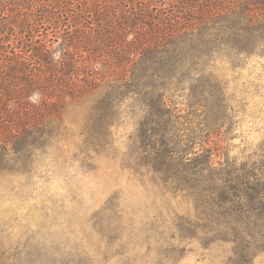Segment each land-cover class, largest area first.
Instances as JSON below:
<instances>
[{
    "label": "trees",
    "instance_id": "16d2710c",
    "mask_svg": "<svg viewBox=\"0 0 264 264\" xmlns=\"http://www.w3.org/2000/svg\"><path fill=\"white\" fill-rule=\"evenodd\" d=\"M252 54L264 55V0H0V169L48 146L72 107L85 116L83 152L101 149L136 98L130 155L166 181L212 175V215L234 217L240 179L223 167L226 106L209 67Z\"/></svg>",
    "mask_w": 264,
    "mask_h": 264
},
{
    "label": "rangeland",
    "instance_id": "374dc122",
    "mask_svg": "<svg viewBox=\"0 0 264 264\" xmlns=\"http://www.w3.org/2000/svg\"><path fill=\"white\" fill-rule=\"evenodd\" d=\"M209 69L226 106L223 167L240 179L234 217L212 215V175L166 181L130 155L136 98L124 99L107 144L89 153L84 112L72 107L48 146L2 163L0 264H239L245 250L255 254L248 264H264V55L239 66L218 58Z\"/></svg>",
    "mask_w": 264,
    "mask_h": 264
}]
</instances>
